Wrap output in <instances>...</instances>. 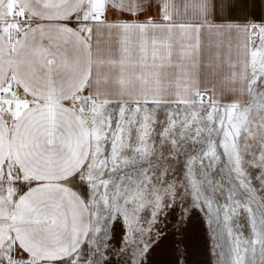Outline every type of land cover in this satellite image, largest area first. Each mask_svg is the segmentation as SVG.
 <instances>
[{"label":"snow or ice","instance_id":"snow-or-ice-1","mask_svg":"<svg viewBox=\"0 0 264 264\" xmlns=\"http://www.w3.org/2000/svg\"><path fill=\"white\" fill-rule=\"evenodd\" d=\"M0 264H264V0H0Z\"/></svg>","mask_w":264,"mask_h":264},{"label":"crops","instance_id":"crops-1","mask_svg":"<svg viewBox=\"0 0 264 264\" xmlns=\"http://www.w3.org/2000/svg\"><path fill=\"white\" fill-rule=\"evenodd\" d=\"M256 15H257V16L260 15V8H259V5H257V8H256Z\"/></svg>","mask_w":264,"mask_h":264}]
</instances>
